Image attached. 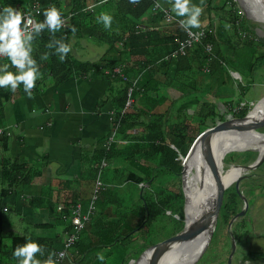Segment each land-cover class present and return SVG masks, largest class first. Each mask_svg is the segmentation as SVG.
<instances>
[{
	"label": "trees",
	"instance_id": "trees-1",
	"mask_svg": "<svg viewBox=\"0 0 264 264\" xmlns=\"http://www.w3.org/2000/svg\"><path fill=\"white\" fill-rule=\"evenodd\" d=\"M32 1L0 0V7L2 9L5 6L26 8ZM154 1H157L161 6L157 10L151 9ZM60 2L61 0H40L42 7L40 17H44V10L52 5L62 11L63 17L66 18V24L59 32L55 33V36L57 39L62 38L65 43L70 44L71 52L64 62H60L59 57L55 54H51L48 60L41 61L40 56L42 54L54 53V49L50 50L46 47L51 34L45 29L35 39L33 56L40 65L43 78L37 81L32 92L48 77H58V80L63 81L74 75L83 76L94 73L105 76L108 81L107 94L101 99V105L107 100L112 106L111 113H109L107 140H104V147L96 152V160L89 166L90 172L93 174L92 179L90 178L93 186L97 174L100 173L101 175L102 168L107 167V180L102 182L100 179L101 186L96 198L98 201L96 206L98 205L100 208V210L98 209L100 215L97 212L91 215L89 222L73 246L74 256L72 250L69 249L60 264H127L132 258L128 254V250L136 234L138 232L141 234L142 230L150 227L151 224L155 225L157 216L160 213L164 214L168 205L175 203L183 194L181 189L167 192L166 186L161 183V180L169 177L170 173H176L178 177L181 175L180 172L183 167L180 160H175L176 154L183 155L187 145L192 141L191 137L185 138L182 134L184 125L180 126L178 130L176 126L170 130L167 124L169 115L175 113L178 117H186L185 108H179L177 111L178 107L189 98L190 100L194 98L198 102V107L192 116L199 118L198 122H203L206 119V122L210 121L211 126L217 120L223 119V116L217 118L223 109L219 108L216 102L209 104L203 97L212 93L210 90L215 84L217 88L220 86L216 94L213 92L216 99L221 98L220 90L222 88L231 91L229 85L233 82L227 79L232 77L227 74L228 67L241 77L240 80L232 77L237 87L235 88L241 94L245 93L248 85L253 83V72L257 69L255 64L258 65L259 70L264 71V43L260 39L256 41L252 38L241 39L234 27V34L238 40L227 39L226 41V36L220 39L218 36L223 33L224 23L221 19L212 18V11L218 10L215 9L214 11L212 8L217 6L215 4H219V0H215V2L214 0H204L203 12L199 19L202 22L207 16L208 24L207 26L200 25V27L210 29L204 41L194 43L185 55L174 57L166 56L174 49L175 39H183L186 34L183 29L176 26L175 21L164 20L163 9L167 8L171 11L169 0H139V3L136 4L130 3V0H106L104 3H101V0H94L91 7H88L86 0H71L67 8L60 7ZM192 3L199 5L200 0H192ZM101 13H108L112 16L111 29L106 30L102 23L97 22V17ZM234 24L235 20L233 21ZM73 27L76 29L75 33L72 32ZM71 37H76L77 40L89 38L94 43L104 44L108 50L107 58L90 60L77 57L72 51ZM207 41L212 43V50L209 53V63H204V55L208 57L204 50V43ZM224 47H228V49ZM111 49L114 51V55ZM4 63H8L6 58L0 61V66ZM243 63L246 66L242 67ZM204 66H208V70L204 71ZM116 68L119 71H115ZM10 70L15 71V69ZM169 71L172 72L173 80L177 75V82L182 85V88L179 89V96L174 100L172 99L173 101L171 100L173 104H176L174 107H172L170 99L159 96L158 91L160 88H158L156 73L164 74ZM227 81H229L228 86L225 88L226 85H223ZM129 88H131L130 94H128ZM17 90L25 93L23 85ZM13 94L10 89L0 88V114L3 105L12 98ZM129 95L132 98L130 103L132 105L126 106ZM231 101L233 100L229 99L223 102L226 112H230V108L234 104ZM204 109L207 110L204 111ZM209 112L213 113L210 114ZM245 114V110L238 112L239 116ZM187 117L181 119L182 124H184V120H187ZM112 133L117 134L115 138L109 139ZM8 136L7 133L0 135V141H3L2 145H6ZM175 142L180 144V151L177 150L178 147ZM232 153H245L251 162L255 159L253 149ZM102 161H106V164L101 165ZM8 171V184L12 187L25 184L31 176L29 167L27 169L18 162L9 165ZM94 175L95 178L93 179ZM243 176L245 175H242L241 178ZM118 182L120 185L130 183L136 191L131 193V188H129L126 190L127 193L125 190L122 192L115 187ZM93 186L91 185L92 189ZM238 190V195L240 194L242 199L246 200V190L240 189L239 184ZM2 192L6 193L4 190ZM91 192L93 193L92 190ZM226 194L227 192H224L222 210L225 222L228 223L239 211L238 207L243 204V200L238 201L234 198L235 186L232 188L227 201ZM74 201L75 197L59 201L63 203L60 204L63 209L57 211L59 213L56 219L60 220V223H64L63 238H59L58 235L36 234L33 231L5 232L3 230L4 215L0 211V264H18L13 252L18 245L25 243L28 239L35 240L43 246L45 254L42 257L38 256L42 260L46 259L49 253H55L62 249L65 230L70 223L71 213H68V209L77 203ZM94 215L98 216L94 217ZM172 223L173 229L168 235L181 230L179 222L172 221ZM164 224L162 221L159 222L160 226H164ZM39 225H41L40 227L43 226L42 228H47L45 227L46 223ZM50 226L53 227L54 225L51 223ZM159 239L160 237L155 242ZM145 248L146 246L136 255ZM100 255L104 256L103 261L98 259Z\"/></svg>",
	"mask_w": 264,
	"mask_h": 264
},
{
	"label": "crops",
	"instance_id": "crops-1",
	"mask_svg": "<svg viewBox=\"0 0 264 264\" xmlns=\"http://www.w3.org/2000/svg\"><path fill=\"white\" fill-rule=\"evenodd\" d=\"M86 2L92 6L94 0ZM70 3L71 0H61L59 6L67 8ZM82 48L73 41L72 51L77 57ZM104 53L101 57L107 58V46ZM107 84L105 76L94 73L74 75L63 81L48 77L31 97L17 90L5 102L0 114V124L9 134L6 145L0 141V211L5 232L40 233L48 227L52 229L51 209L58 211L57 207L63 204L59 202L61 199L75 197L74 202L85 212L93 191L89 166L107 140L112 106L107 100L101 105ZM15 162L29 167L31 176L25 184L12 187L8 184V167ZM261 191H245L253 197L251 207L240 204L239 211L224 223L223 234L205 264H264ZM242 209L244 213H240ZM43 223L47 228L40 227ZM62 230L64 234V225Z\"/></svg>",
	"mask_w": 264,
	"mask_h": 264
},
{
	"label": "rangeland",
	"instance_id": "rangeland-1",
	"mask_svg": "<svg viewBox=\"0 0 264 264\" xmlns=\"http://www.w3.org/2000/svg\"><path fill=\"white\" fill-rule=\"evenodd\" d=\"M214 2H215V0H214ZM240 2H241L240 0H223V1L219 0V2H218L219 4H215V5H217L215 7H218V8H215V7L212 8L214 11H215V9H218L215 12L212 11V18L215 20L221 19V21L224 23V26H223L224 28H222L223 33H222V35L219 34L220 36H218V37L220 39H223V36H226V41H227V39L238 40V39H236L238 37H235V34H234V28H235L237 31V35H239V37L241 39L244 40L247 38H252L254 41H256L257 39H260L264 43V23L262 21H259L257 19L252 18L249 15V13L247 12V10L244 11V9L240 5ZM204 16H205V14H204ZM234 20H235L234 25L236 27L233 25ZM207 24H208V18L206 16L200 25H202V26L206 25L207 26ZM237 29L240 30V32H238ZM241 31H244V32H241ZM227 32H229V34H227ZM75 38L76 37H71L70 40L72 42L75 40V42L80 43L83 46L82 53L81 54L79 53L78 57L96 60V59L102 58L101 56L105 54L104 53V51H105V45L104 44L94 43V41L89 39V38L88 39L83 38L80 40H77ZM224 48L228 49V47H224ZM207 55H208V57L206 55H204V57H205L204 63H206V62L209 63V54H207ZM226 60H228V59L226 58ZM255 65H256L255 67H257V69L254 70V72H253V76H254V77L252 76L253 83L248 85L247 90L245 89L246 90L245 93L241 94L240 91L238 89H236L237 87L235 86V81L232 80V77H228L227 79L231 80L233 82L231 84V87H230L231 91L225 90L224 88H222V89L220 88L221 89L220 90L221 98L216 99L213 92H215V94H216L218 92L220 86H218V88H217V85L215 84L216 86L213 85L211 87L210 91L212 93L205 95L203 97V99H205V101H208L209 104L216 102L218 104V107L223 109V112H221V111L219 112L220 116H217V118L223 116V119L217 120L216 123L218 121H222V120L227 119V118L241 117L238 115V112L240 110H245L247 113L249 110L252 109V107L255 105V103L261 97L264 96V71L259 70L258 65L257 64H255ZM243 66H246V65L243 63L242 67ZM239 67H240L241 71H243V68L241 67V65H239ZM205 68L208 69V66H204V69ZM227 70L229 72V73L227 72V74L230 76H233L232 70L230 69V67H228ZM156 76L158 79V88H160L158 90L159 94H160L159 96H161V97L164 96L167 99H170V102L172 99L174 100L175 98H177V96H179V94H180L179 89L182 88V85L180 82H177L178 81L176 79L177 75L175 77V80H173L172 72H170V71L168 73H164V74L161 72H158V73H156ZM228 82L229 81H227L223 85V86L226 85L225 88H227ZM164 89H166V91H164ZM168 89H170V90H168ZM232 89L234 90L233 92H232ZM229 99L230 100L232 99L233 101H231V103L233 102L234 104L231 106L230 112H226L225 111L226 107L224 106L223 102H226ZM159 100H161L160 97H159ZM220 102H222V103H220ZM171 104H172V107H174L176 105V104H173L172 102H171ZM131 105L132 104H130L129 106H131ZM160 107L162 109V105ZM197 107H198V102L194 98L192 100H190V98H189L183 104H181L177 110V111H179V108L180 109L185 108L184 110H186V112H187L185 114V116L186 117L188 116V117H187V120H184V124H182L183 121L181 119H184V118L186 119V117H178V116H176L175 113H172L171 115H169L168 120H167V124L169 125L170 130L174 126H176V128L178 130V129H180V126L182 127V125H184V127H182V134H184L185 138H187V137L192 138V141H190L189 145H187V149H186L185 153L183 155L179 154V153L176 154L175 160H180V164L182 165V167H183V164L185 162L184 159L193 150V147L195 146L194 141L197 138V136L200 134V131L202 129L210 126V124H211L209 120L206 122V119L204 120L205 122L204 121L198 122L199 118H196V116H192V114L196 113ZM206 110L207 109H204V111H206ZM210 110H213V109L211 108ZM204 111H202V112H204ZM211 113H213V112H211ZM203 114H206V113H203ZM108 116H109V114H108ZM214 124H212L211 126H213ZM107 130H108V121H107ZM258 130L261 132H264V126L259 128ZM116 134L117 133H114V134L112 133L109 136V139L115 138ZM165 140L167 141V139H165ZM175 143H177V142H175ZM176 145L178 147L177 150L180 151V146H179L180 144L177 143ZM254 151H255V157H256L257 150H254ZM232 152H243V150L228 152L223 158L222 170L225 171L228 167H230V165H235V164L246 165L247 163L251 162V159H249L248 155H245V153H241V154H235L234 153L233 154ZM183 156H185V157L183 158ZM182 170H183V168H182ZM182 170L180 172L181 175H179V177L177 176L176 173H173V174L170 173L169 177H165L161 180V183L166 186L167 192L168 191L169 192L179 191V189H181L183 194L179 196V198L177 199V201L175 203H170V205H168L167 210L164 214L160 213L157 216L158 218H157L155 225L151 224L150 227H147L144 230H142L141 234L139 232L136 234L135 238L133 239V241L131 243L132 245L130 246V249L128 250V254H130V256L132 258L136 259L138 257V255L140 254L139 253L136 255V253L138 251H140L145 246L148 247V246L152 245V243H154L159 237H160V239H159V241H160V240H162L168 236H171L168 234H169V232L171 233V231L173 229L172 221L173 222H179V225L181 226V229H182V227L184 225V220H185V209H184L185 194H184V186H183V178H182V172L183 171ZM224 175H223V177H225V178H220L219 182H223V180L226 179V176H224ZM242 175H245V176H243L239 182L240 189L247 190V191L251 190L252 192L262 190L261 193H264V190H263L264 189V163L262 165H259L255 168H253V169H249V170L244 171V173ZM106 177H107V167L104 166L101 170V175H100L101 181L104 182L106 180ZM258 186H260V187H258ZM115 187L120 189L122 192H124V190L125 191L129 190V188H131V190H130L131 193L133 191H136L130 183H122L120 185L118 182ZM232 188H234V183L231 184L230 186H228L224 191L225 193L227 192L226 201H227L228 196H230V192L232 191ZM125 193H127V191ZM125 193H123V194H125ZM234 198L238 201L243 200L241 195L240 194L238 195L237 190H236V194H235ZM245 198H246L247 207L250 208L252 203H253V197L248 194V195H245ZM94 204H95V206H96V204H98L97 199L94 200ZM263 206H264V203H263ZM98 209L100 210L99 206H96L94 212H97V214L100 215L99 214L100 212H98L99 211ZM261 209L263 210L264 208L261 207ZM51 210H52V217L50 218V222H52V224L54 225L53 228L52 229L48 228L45 231L40 232V233H36V234H42V235H47V236L48 235L49 236L50 235L51 236L52 235H58L59 238H63V236H64V234L62 232L63 231L62 230L63 224L59 223L56 219V217L58 215L55 214V212H57V211L53 210V208ZM171 212H172V214H171ZM57 213H59V212H57ZM246 214L247 215L249 214V209H247ZM98 215H94V217L98 216ZM249 217H250V214H249ZM160 221L165 223L164 226L159 225ZM224 223L227 224L225 222V218L223 216V210H222V206H221V209L217 215V220L215 223V227H214L211 239L209 241L210 245L208 244V246L204 250V253H202V256L197 261H195V263H193V264H205L206 263L207 258L213 253L216 241L219 239V236L223 234ZM155 231H157L158 233H156ZM166 235H168V236H166ZM70 250H72V253L74 256L75 250L73 249V247H71Z\"/></svg>",
	"mask_w": 264,
	"mask_h": 264
},
{
	"label": "clouds",
	"instance_id": "clouds-1",
	"mask_svg": "<svg viewBox=\"0 0 264 264\" xmlns=\"http://www.w3.org/2000/svg\"><path fill=\"white\" fill-rule=\"evenodd\" d=\"M106 0H101V3ZM130 3H139V0H130ZM171 11L178 17H184L180 20V26L191 35L193 28L200 27V16L203 12L204 0L200 4H193L192 0H169ZM44 20L38 21L33 18L32 13H24L12 6H5L0 11V57L7 59L8 63L0 66V88L10 89L13 93L23 85L25 94L32 96V90L36 87L37 81L43 78L40 65L33 56L35 39L47 29L51 38L46 47L54 49V53L46 52L40 56L41 61L49 59L51 54L59 57L60 62H64L71 52V45L64 40L57 39L55 33L59 32L64 26L62 11L55 5L44 10ZM112 16L108 13H101L97 17V22L102 23L108 30L112 26ZM205 28V27H204ZM207 29V28H206ZM76 29L73 27L72 32ZM10 69H15L12 71ZM208 69H204L206 71ZM233 78L237 79L232 74ZM241 79V77H238ZM45 249L37 241L28 239L25 243L18 245L13 256L18 264H60L64 254L60 253L56 258L54 252L49 253L46 259H39L44 256ZM101 261L104 256H98Z\"/></svg>",
	"mask_w": 264,
	"mask_h": 264
},
{
	"label": "bare ground",
	"instance_id": "bare-ground-1",
	"mask_svg": "<svg viewBox=\"0 0 264 264\" xmlns=\"http://www.w3.org/2000/svg\"><path fill=\"white\" fill-rule=\"evenodd\" d=\"M240 1L245 6L247 12L252 18L264 23V7H257L255 9V5L257 6L259 3L258 0ZM260 1L263 4V0ZM260 99L255 103L252 109L249 110V119L262 116L264 113V98L262 100ZM262 138L263 136L251 131L242 133L236 131H224L212 134L211 154L215 166L220 170L217 176L213 175L208 162L200 150L199 145L196 144L193 147L191 153L184 159L185 162L183 164L182 170L185 194L184 222L188 226L196 221H200L201 219L208 217L214 204L219 179L225 178L223 175L226 173L224 175L226 176V179L221 183L223 185L228 184V186H230L233 184L235 177L241 171L240 167L233 165H231L225 171L222 170L223 158L227 152L237 151L236 149L245 147L257 148L262 151L264 149V141ZM184 157L185 156H183V158ZM207 237L208 234L206 237L200 235L198 239L194 240L192 245L184 247L187 250L184 249V251L180 253L176 252L175 256H173L170 261L168 258L163 259L160 264H186L198 251L204 240L206 241ZM142 262L139 261L135 263L134 261L132 264H144V260Z\"/></svg>",
	"mask_w": 264,
	"mask_h": 264
},
{
	"label": "water",
	"instance_id": "water-1",
	"mask_svg": "<svg viewBox=\"0 0 264 264\" xmlns=\"http://www.w3.org/2000/svg\"><path fill=\"white\" fill-rule=\"evenodd\" d=\"M258 2L259 3L257 6L254 4L255 8L257 7L263 8L264 0H263V4L260 0H258ZM240 5L244 9V11H246L245 6L241 2H240ZM234 73H235L234 76L238 78L239 74L237 72H233V74ZM263 98H261L260 100H262ZM248 112L244 116L227 118V119H224L222 121L215 123L213 126H209L205 128L195 139L194 145L196 144L199 145L200 150L202 151L203 156L208 162L214 176H217L220 170L217 169V167L215 166V163L213 162V158L211 154L212 134L217 133V132H224V131H236L239 133L251 131V132H255L263 136L262 139L264 141V132H260L258 130L259 128L264 126V113L262 114V116L249 119ZM247 149L257 150V155L255 159L249 164L233 165V166H237L241 168V171L238 173V175L233 180L235 189L237 191H239L238 184H239L240 178L242 174L244 173V171L253 169L259 166L264 161V149L260 151L257 148L245 147V148H240L236 150L241 151V150H247ZM227 187H228V184L223 185L221 182H219L218 189L215 195L214 204H213V207L208 217L201 219L200 221H196L189 226L184 222V225L180 231L146 247L138 255L136 259L131 258L127 264H130V262L132 261L133 262L135 261V263H137L139 261L142 262L143 260H144V264H160L163 259H167V258L170 261L172 257L175 256L176 252H179V253L183 252L185 249L184 247H188L189 245H192L194 240L198 239L200 235H203L204 237H206L208 234L206 241L204 240L201 247L198 249V251L193 255V257L186 264L195 263V261H197L201 257L202 253L204 252L205 248L207 247L211 239V236H212V233L215 227V223L217 220V215L223 203L224 191ZM243 205H244V208L247 207L246 200H243ZM240 213H244V209H242Z\"/></svg>",
	"mask_w": 264,
	"mask_h": 264
},
{
	"label": "built area",
	"instance_id": "built-area-1",
	"mask_svg": "<svg viewBox=\"0 0 264 264\" xmlns=\"http://www.w3.org/2000/svg\"><path fill=\"white\" fill-rule=\"evenodd\" d=\"M88 7H91V5H89ZM160 7L161 6L159 5V3L157 1H154L151 9L157 10ZM0 9H2V8L0 7ZM16 9L20 10L24 13L31 12L33 18L38 20V21H43L45 18V17H40L41 9H42V7L40 5V0H33L29 4V6H27L26 8H16ZM163 15H164L165 21H170V22L175 21L177 24L176 26L181 28L179 22H180V20H182L184 18L177 17L174 13H172L167 8L163 9ZM63 19H64V25H65L66 24V18L63 17ZM209 30L210 29H206L204 27L193 28L191 30V35L188 32H185L183 30L184 33L186 34V37H184L183 39L176 38L175 39L176 45H175L174 49H172L171 52L166 57L185 55L186 52L188 51V49H190L194 43H201L204 41V38H205V36ZM204 50L207 54L211 53L212 43L209 41L205 42L204 43ZM3 58L4 57H0V61ZM115 71H119V69L116 68ZM130 92H131V88H129L128 94H130ZM131 101H132V98L129 95L128 100L126 102V106L130 105ZM7 132L8 131H7L6 127L0 124V135L3 133H7ZM105 164H106V161H102L101 165H105ZM100 186H101L100 173H98L96 176L94 187H93L92 198H91V201H90L88 207L86 208V211L82 212L81 206L79 203H76V204H74V206L71 207L70 223H69L68 228H66V230H65L64 247L55 252L56 258H59L60 253H63L64 254L63 259H64V257L67 255L68 250L71 247H73L74 244L76 243V241L79 239L81 231L84 229L85 225L89 222L91 215L95 211L96 206L94 204V200H96V198L99 194ZM57 209L62 210L63 206L59 205L57 207ZM62 260H60V263L62 262Z\"/></svg>",
	"mask_w": 264,
	"mask_h": 264
},
{
	"label": "flooded vegetation",
	"instance_id": "flooded-vegetation-1",
	"mask_svg": "<svg viewBox=\"0 0 264 264\" xmlns=\"http://www.w3.org/2000/svg\"><path fill=\"white\" fill-rule=\"evenodd\" d=\"M231 166V165H230Z\"/></svg>",
	"mask_w": 264,
	"mask_h": 264
}]
</instances>
